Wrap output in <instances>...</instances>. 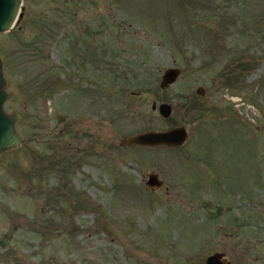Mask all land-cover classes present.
Wrapping results in <instances>:
<instances>
[{"label":"rangeland","instance_id":"1","mask_svg":"<svg viewBox=\"0 0 264 264\" xmlns=\"http://www.w3.org/2000/svg\"><path fill=\"white\" fill-rule=\"evenodd\" d=\"M202 3L22 1L0 32L23 138L0 153V264L264 263V0ZM179 124L180 145L119 144Z\"/></svg>","mask_w":264,"mask_h":264},{"label":"water","instance_id":"2","mask_svg":"<svg viewBox=\"0 0 264 264\" xmlns=\"http://www.w3.org/2000/svg\"><path fill=\"white\" fill-rule=\"evenodd\" d=\"M23 0H0V32L9 30L17 21ZM181 72L177 65L164 68L159 85L164 88L174 82ZM7 78L4 71V62L0 54V153L18 146L23 138L17 130L16 122L20 118L17 111H9L5 101L14 97V93L7 89ZM196 91L205 93L203 85H198ZM172 110L170 102L162 101L158 104V111L162 116H169ZM188 137V131L183 124L174 125L165 129H148L131 135H123L119 139L121 145H171L182 144ZM151 189L160 188L164 180L157 171H148L146 179ZM205 264H233L223 251H214L206 257Z\"/></svg>","mask_w":264,"mask_h":264},{"label":"trees","instance_id":"3","mask_svg":"<svg viewBox=\"0 0 264 264\" xmlns=\"http://www.w3.org/2000/svg\"><path fill=\"white\" fill-rule=\"evenodd\" d=\"M179 1L183 9H189L192 5L200 4V7H204L205 4L202 3L204 0H177Z\"/></svg>","mask_w":264,"mask_h":264},{"label":"flooded vegetation","instance_id":"4","mask_svg":"<svg viewBox=\"0 0 264 264\" xmlns=\"http://www.w3.org/2000/svg\"><path fill=\"white\" fill-rule=\"evenodd\" d=\"M214 251H221V250H214ZM214 251H212V252H214ZM212 252H210L209 254H211ZM223 252H224V251H223ZM209 254H208V255H209ZM208 255H207V256H208ZM224 255H225L229 260H231L233 264H236L232 259H230V257L227 256V254H226L225 252H224ZM207 256H206V257H207ZM205 260H206V259H205ZM263 264H264V263H263Z\"/></svg>","mask_w":264,"mask_h":264}]
</instances>
